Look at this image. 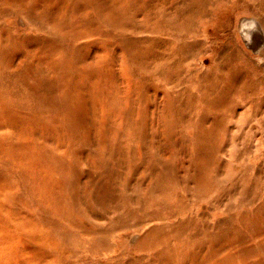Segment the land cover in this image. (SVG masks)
<instances>
[{
	"label": "rangeland",
	"instance_id": "374dc122",
	"mask_svg": "<svg viewBox=\"0 0 264 264\" xmlns=\"http://www.w3.org/2000/svg\"><path fill=\"white\" fill-rule=\"evenodd\" d=\"M0 264H264V0H0Z\"/></svg>",
	"mask_w": 264,
	"mask_h": 264
},
{
	"label": "bare ground",
	"instance_id": "6f19581e",
	"mask_svg": "<svg viewBox=\"0 0 264 264\" xmlns=\"http://www.w3.org/2000/svg\"><path fill=\"white\" fill-rule=\"evenodd\" d=\"M19 16V15H18ZM18 21V20H17ZM22 21V20H21ZM20 24V23H19ZM262 35V34H261ZM262 68H263V66H262ZM202 205V204H201ZM203 207V206H202Z\"/></svg>",
	"mask_w": 264,
	"mask_h": 264
}]
</instances>
